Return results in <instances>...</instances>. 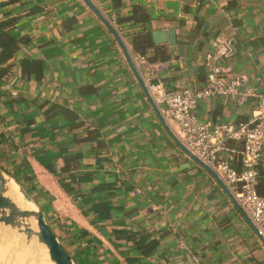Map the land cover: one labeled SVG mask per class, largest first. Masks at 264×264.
I'll list each match as a JSON object with an SVG mask.
<instances>
[{"label": "crops", "instance_id": "0c3cea01", "mask_svg": "<svg viewBox=\"0 0 264 264\" xmlns=\"http://www.w3.org/2000/svg\"><path fill=\"white\" fill-rule=\"evenodd\" d=\"M11 1L0 0V22L19 17L13 29L28 42L0 86V169L33 197L74 263L264 264V241L249 217L183 151L178 126L144 93L84 2ZM90 2L109 22L141 4L152 32L174 29L175 45L160 44L168 62L134 66L142 81L174 92L203 87L210 43L223 39L234 41L226 59L234 73L264 97V0H122L117 9L112 0ZM68 19L75 23L66 26ZM23 59L43 62L40 82L21 76ZM256 102L210 98L196 115L245 122ZM55 107L76 113L81 127L66 126ZM88 133L97 140L80 142Z\"/></svg>", "mask_w": 264, "mask_h": 264}, {"label": "built area", "instance_id": "2783aa9c", "mask_svg": "<svg viewBox=\"0 0 264 264\" xmlns=\"http://www.w3.org/2000/svg\"><path fill=\"white\" fill-rule=\"evenodd\" d=\"M116 19L110 21L115 28ZM211 52L204 58L205 83L199 89L183 88L170 92L160 81L143 78V84L157 106L164 109L169 120L179 128V139L184 148L207 166L232 193L241 211L249 217L264 241V198L256 193V166L263 157L264 97L250 86L244 77L234 73L226 61L228 47L223 39L211 41ZM133 64L140 70L147 60L132 56ZM210 98H220L241 106L255 99L253 113L245 122H215L199 118V103ZM228 142L241 143L240 150H233ZM239 161V169L232 162Z\"/></svg>", "mask_w": 264, "mask_h": 264}, {"label": "trees", "instance_id": "16d2710c", "mask_svg": "<svg viewBox=\"0 0 264 264\" xmlns=\"http://www.w3.org/2000/svg\"><path fill=\"white\" fill-rule=\"evenodd\" d=\"M22 2L23 0H13L11 2ZM122 0H112L114 9L120 7ZM17 16L10 17L0 22V86L10 77V66L7 64L13 59L14 55L18 52L21 45L28 42V38L21 36L18 31H14L13 26L18 21ZM152 22L151 16L147 13L146 9L141 4H134L131 10V15L123 19H116L115 23L119 26L124 24L125 28H121L124 35L121 37L128 41L131 50L135 55L143 56L147 62L150 63H166L171 59V53L163 45H158L153 42L152 28L148 27ZM75 23V19H68L66 26ZM119 27L116 31L121 34ZM130 29V30H129ZM19 69L22 77H34L36 82H40L43 78L44 65L43 62L36 59H23L19 62ZM167 85V84H166ZM168 86V85H167ZM166 89L174 92L169 88ZM1 99V97H0ZM54 108V107H53ZM63 114L66 120V126L70 129H77L81 127L80 123H76V113L65 107H55ZM237 123L244 122V119H239ZM97 136L93 133H88L86 137L80 139V142L96 141ZM228 146L233 150H240L241 143L228 142ZM232 167L239 169V161L232 162ZM257 171V184L256 193L259 197L264 198V161H259L256 166ZM20 184L17 180H15Z\"/></svg>", "mask_w": 264, "mask_h": 264}, {"label": "water", "instance_id": "95a60500", "mask_svg": "<svg viewBox=\"0 0 264 264\" xmlns=\"http://www.w3.org/2000/svg\"><path fill=\"white\" fill-rule=\"evenodd\" d=\"M84 4L88 7V9L97 17V19L102 23V25L111 33L114 37L117 45L121 49L125 60L130 67L131 71L134 73L135 77H137V81L140 84L141 88L143 89L144 93L147 94V90L139 78L136 69L134 68L133 61L130 57V52L126 47L125 43L114 29V27L110 24V22L101 14V12L90 2V0H82ZM152 39L155 44H165L169 43L170 45H175V31L174 29L162 30V31H154L152 32ZM233 44L234 41H230L228 43V49L230 51L228 56L232 55L233 51ZM148 95V94H147ZM150 99V98H149ZM152 103V101L150 100ZM152 107L155 106L154 104ZM183 151L191 157L200 167H202L205 171L210 173L214 178L217 179L219 185L223 187L226 191L225 186L221 183V181L216 177V175L201 161H199L195 156L191 155L185 148ZM13 180L9 175L4 173L0 169V225H3L6 228H9L11 231H14L18 235L24 236L29 243H31L33 237H36L39 249L45 250V253L48 255L49 261L51 264H75L66 249L60 243L58 238L56 237L55 233L53 232L50 225L47 223L45 219V215L43 212L38 208L36 203L29 197V195L20 188V185L13 180L19 187V191L21 192L23 199L32 204L35 211H21L18 207L5 196L7 192L6 183L8 180ZM227 192V191H226ZM33 218L35 221L37 231H33L25 224L26 219Z\"/></svg>", "mask_w": 264, "mask_h": 264}, {"label": "rangeland", "instance_id": "374dc122", "mask_svg": "<svg viewBox=\"0 0 264 264\" xmlns=\"http://www.w3.org/2000/svg\"><path fill=\"white\" fill-rule=\"evenodd\" d=\"M19 185L20 188L25 191L24 186L21 184ZM29 197L33 200V197L30 195ZM23 208L25 209V207ZM25 224L36 232L35 228L30 223L25 221ZM39 248L36 237H33L31 243L28 244L24 236L18 235V233L16 234L9 228L0 225V264H2L1 260L5 264H16L17 261L18 264H45L47 260V262L50 263L45 250H40Z\"/></svg>", "mask_w": 264, "mask_h": 264}, {"label": "bare ground", "instance_id": "6f19581e", "mask_svg": "<svg viewBox=\"0 0 264 264\" xmlns=\"http://www.w3.org/2000/svg\"><path fill=\"white\" fill-rule=\"evenodd\" d=\"M6 189H7V192L5 193V196L7 198H9L18 207V209H20L21 211H25V209H26V211H35V208L32 206V204L26 202L23 199V196H22L21 192L19 191L18 185L13 180L10 179L7 181ZM21 205L23 207H25V209ZM25 221L30 223L35 228V230L37 231L35 221L33 218L26 219ZM47 261L45 262V264H51V263H48ZM1 263L5 264L2 260H1ZM16 264H18V261Z\"/></svg>", "mask_w": 264, "mask_h": 264}]
</instances>
